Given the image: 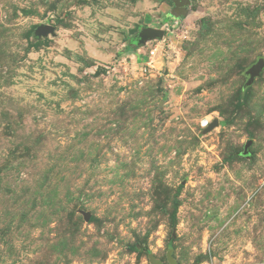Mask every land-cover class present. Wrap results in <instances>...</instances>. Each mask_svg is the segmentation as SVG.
Segmentation results:
<instances>
[{
    "label": "rangeland",
    "instance_id": "374dc122",
    "mask_svg": "<svg viewBox=\"0 0 264 264\" xmlns=\"http://www.w3.org/2000/svg\"><path fill=\"white\" fill-rule=\"evenodd\" d=\"M260 57L264 0H0V264H264Z\"/></svg>",
    "mask_w": 264,
    "mask_h": 264
},
{
    "label": "water",
    "instance_id": "95a60500",
    "mask_svg": "<svg viewBox=\"0 0 264 264\" xmlns=\"http://www.w3.org/2000/svg\"><path fill=\"white\" fill-rule=\"evenodd\" d=\"M165 35L164 29L160 27L148 26L145 27L134 39H138L142 37V45L147 43L150 40L163 38ZM264 69V58L260 57L256 63H254L247 70V74L249 75V79L247 81V85H251L254 83L255 78L261 74ZM251 145V141H249L245 145V153L247 154L248 148ZM89 218V214L86 215ZM176 264V263H173Z\"/></svg>",
    "mask_w": 264,
    "mask_h": 264
},
{
    "label": "built area",
    "instance_id": "2783aa9c",
    "mask_svg": "<svg viewBox=\"0 0 264 264\" xmlns=\"http://www.w3.org/2000/svg\"><path fill=\"white\" fill-rule=\"evenodd\" d=\"M173 22H174V23H173ZM178 24H179V20H178V19H176V20H174V21H172V22H170V23H168V22H163V23L161 24L160 28L164 29V31H165V35H164L163 38L150 40V41H156V42H157L156 46L150 50V54H151L152 56L155 55V53H156V51H157V49H158V47H159V43L161 44V42H167V41L169 42V40L172 38L171 36H175V35H177V32L175 31L174 28H175ZM151 61H153V59H152V60L150 59V61L148 62L150 66H152V62H151Z\"/></svg>",
    "mask_w": 264,
    "mask_h": 264
},
{
    "label": "crops",
    "instance_id": "0c3cea01",
    "mask_svg": "<svg viewBox=\"0 0 264 264\" xmlns=\"http://www.w3.org/2000/svg\"><path fill=\"white\" fill-rule=\"evenodd\" d=\"M131 44H132V43H131ZM131 44H130V47H131ZM141 45H142V44H141ZM140 47H141L140 45H139V46H135V47H133V48L136 50V51L133 52V55H135L136 57H138V56H139L138 54H140V53H139V51L141 50ZM140 52H141V51H140Z\"/></svg>",
    "mask_w": 264,
    "mask_h": 264
}]
</instances>
